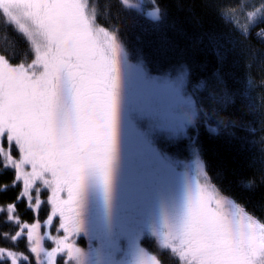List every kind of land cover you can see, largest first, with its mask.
<instances>
[{
    "label": "trees",
    "instance_id": "obj_1",
    "mask_svg": "<svg viewBox=\"0 0 264 264\" xmlns=\"http://www.w3.org/2000/svg\"><path fill=\"white\" fill-rule=\"evenodd\" d=\"M154 1L153 18L121 0H92L95 21L115 34L130 61L140 62L138 74L187 69L196 114L185 134L163 148L180 157L197 153L212 183L264 224V0ZM32 54L0 7V56L17 64ZM84 114L77 128L54 110L56 125L41 119L32 134L19 137L37 157L32 173L26 171L33 188L12 164L24 158L17 144L0 145V264H203L197 256H206L212 235L188 205L180 211L171 202L167 222L150 223L136 236L138 191L154 197L164 183L143 181L145 169L158 174L155 165L127 168L130 133L121 132L124 119L116 125L118 111L108 127ZM58 123L66 130L56 132Z\"/></svg>",
    "mask_w": 264,
    "mask_h": 264
},
{
    "label": "rangeland",
    "instance_id": "obj_2",
    "mask_svg": "<svg viewBox=\"0 0 264 264\" xmlns=\"http://www.w3.org/2000/svg\"><path fill=\"white\" fill-rule=\"evenodd\" d=\"M121 1L149 17L159 14L154 0ZM94 5L92 0H0L4 17L25 34L33 50L31 59L23 63L11 64L0 56V145L17 144V153L24 158L12 164L20 179L23 183L28 179V187L33 188L26 171L32 173L30 165H37V157L19 137L32 134L41 119L56 125L52 111L77 128H82L78 122L84 112L101 127H108L107 120L112 121L113 112L118 111L121 118L116 125L124 119L127 125L121 132L130 133L127 168L132 166L134 172L138 162L155 165L158 174L145 169L141 177L147 186L155 183V177L164 183L154 197L138 191L144 209H134L139 215L133 222L136 236L141 238L150 223L167 222L169 204L182 205L180 211H188V205L190 212L204 218L212 235L206 256H197L203 264H264V224L212 183L197 153L180 157L163 148L168 139L185 134V126L196 114L186 89L187 69L138 74L135 67L140 62L130 61L115 34L96 23ZM58 126L56 132L66 130L63 124ZM185 228L190 232L188 225ZM192 245L189 248L195 255L198 248Z\"/></svg>",
    "mask_w": 264,
    "mask_h": 264
},
{
    "label": "flooded vegetation",
    "instance_id": "obj_3",
    "mask_svg": "<svg viewBox=\"0 0 264 264\" xmlns=\"http://www.w3.org/2000/svg\"><path fill=\"white\" fill-rule=\"evenodd\" d=\"M66 103H67V101L64 104H66Z\"/></svg>",
    "mask_w": 264,
    "mask_h": 264
}]
</instances>
